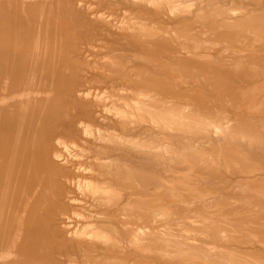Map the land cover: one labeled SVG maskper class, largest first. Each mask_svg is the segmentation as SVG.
Segmentation results:
<instances>
[{"label": "rangeland", "instance_id": "374dc122", "mask_svg": "<svg viewBox=\"0 0 264 264\" xmlns=\"http://www.w3.org/2000/svg\"><path fill=\"white\" fill-rule=\"evenodd\" d=\"M0 264H264V0H0Z\"/></svg>", "mask_w": 264, "mask_h": 264}, {"label": "bare ground", "instance_id": "6f19581e", "mask_svg": "<svg viewBox=\"0 0 264 264\" xmlns=\"http://www.w3.org/2000/svg\"><path fill=\"white\" fill-rule=\"evenodd\" d=\"M29 90V89H28Z\"/></svg>", "mask_w": 264, "mask_h": 264}]
</instances>
